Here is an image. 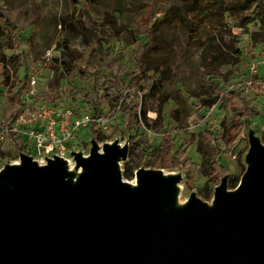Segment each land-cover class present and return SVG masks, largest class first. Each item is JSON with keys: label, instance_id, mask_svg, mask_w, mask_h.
<instances>
[{"label": "rangeland", "instance_id": "rangeland-1", "mask_svg": "<svg viewBox=\"0 0 264 264\" xmlns=\"http://www.w3.org/2000/svg\"><path fill=\"white\" fill-rule=\"evenodd\" d=\"M253 1L0 0V115L17 108L9 101L11 88L1 83L4 76L8 73L11 80L20 81L29 68V75L36 77L40 101H59L76 114L93 113V103L98 102L107 125L101 136H95L99 142L116 136L130 138L128 159L122 165L125 179H132L139 166L179 169L183 197L195 190L209 200L225 172L231 171L238 183L245 168L246 129L252 126L260 135L264 120V90H254L250 83L256 75L258 84L264 85V14L250 21L254 16L247 9ZM228 11L241 16L243 23L233 26ZM221 21L224 24L218 25ZM152 26L154 47L147 51L144 73L156 67L159 86L154 95H147L137 90L138 61ZM211 41L224 50L220 61L225 63L212 79L223 90L213 105L201 108L197 106L200 94L210 88L201 66V43L205 46ZM233 41H239L237 56L232 53ZM107 47L108 52L104 51ZM129 79L132 105H137L132 117L136 114L140 121L144 112L148 120L140 121L139 129L126 131L124 126L131 125H125L128 109L118 94L129 95ZM246 120L249 125L239 124ZM233 125L237 136L221 154L220 136ZM91 131L90 127L81 130L78 148L87 151ZM214 143L221 148V155L215 156L225 167L217 180L195 166L206 162ZM20 146L34 154L31 147ZM4 149L0 166L4 160L17 158L12 144Z\"/></svg>", "mask_w": 264, "mask_h": 264}, {"label": "water", "instance_id": "water-1", "mask_svg": "<svg viewBox=\"0 0 264 264\" xmlns=\"http://www.w3.org/2000/svg\"><path fill=\"white\" fill-rule=\"evenodd\" d=\"M238 183L183 197V172L139 166L130 138L44 162L22 150L0 166V264H264V141L252 126Z\"/></svg>", "mask_w": 264, "mask_h": 264}, {"label": "trees", "instance_id": "trees-1", "mask_svg": "<svg viewBox=\"0 0 264 264\" xmlns=\"http://www.w3.org/2000/svg\"><path fill=\"white\" fill-rule=\"evenodd\" d=\"M87 1H89V0H87ZM247 10H248V12H250V14H252L254 16L253 18L250 19V21L255 22L256 19L258 18L259 14H264V0L253 1ZM225 14H226V11L224 12V15ZM227 16L228 17L231 16V19L233 18L232 19L233 20V26H238V25H241L243 23L242 17L239 15H236L234 12L228 11ZM235 20H238V21L234 22ZM223 24H224L223 21L218 23V25H223ZM216 28L217 27H214V29H216ZM154 30H155V27L152 26L151 29L147 32L148 34L145 35L146 36L145 43L142 44V47H144L145 50H143L142 55H141V59L138 61L139 62L138 72L140 73V79H139L140 81L138 83L137 90L139 92L146 93L147 95H154L157 87L159 86L158 85L159 83H157L156 76H155L156 71H157L156 67L149 68L150 73H147V74L144 73L145 65L147 62V59H146L147 51L149 48L154 47L152 39H151V34H152V32H154ZM211 39H213V36H211ZM236 42H239V41H233L232 42V44L234 46L232 53H234L237 56L238 54L241 53V50L239 49V45H236ZM201 44L204 47V51L202 53V59H201V66L203 67L204 74L207 76V78H209L208 82H209L210 88L208 90H206L205 92H202V94H200V102L197 104V106L201 107V108H208L211 105H213V103L219 97V95L221 94V92L223 90V87H221V85H219V84H216L212 79L216 78L217 74H219L218 72H219L220 65L225 63V61H220V59L222 57V53L224 52V50L222 49V46L218 42L211 41V43H209L205 46H204V43H201ZM226 46L228 47V49L231 47V45H226ZM109 50L110 49L108 47L104 49V51H107V52ZM86 63L88 64V62H86ZM102 67H105V65L101 66V68H100L101 70H102ZM29 73H31V70L29 68H26L25 75L22 77V79L20 81L19 80L15 81L14 79L11 80L9 74L6 73V75L4 76V78L1 82L5 87L11 88L12 96L10 97L9 101L12 104H15L16 106H19L21 101H22L23 90L26 86V83H27V80L29 77ZM250 83H251V88H253L254 90H261V89L264 90V85L258 84L256 75L251 78ZM130 86H133V85L131 84V81L129 79L128 85L126 87L127 93H129V95L123 96L122 93L118 94L121 101L124 102L125 108L128 109L127 112L129 114V118L125 121V125H129V124H131V125L129 127L124 126V129L126 131H128L134 127L136 129H139L141 127V122L145 123L148 120L146 118L144 112L142 113V117L140 120L141 122L136 118V114H135V116H133L134 118L132 117L133 114L131 112L136 111L133 109V107L136 108L137 105H135V106L132 105V100H134L133 99L134 95H133V97L131 96V98H130V93H131L130 92L131 90L129 89ZM126 97L129 98V101L127 99H125ZM92 100H94V99H92ZM45 102H48V101H45ZM193 104L195 106V103H193ZM92 109L94 111L93 112L94 115L100 114L98 102L94 101ZM239 124H241V126H243L244 124L249 125V122H248V120H246L243 123H242V121H240ZM235 127H236V125L230 126L223 134H221V136H220V140L222 142L221 145L224 148L222 153H221V148L219 146L215 145V143H214L211 146L212 151H213V153H212L213 155L211 154L209 157H207L208 159L206 160L205 163H200V164L198 163L197 165H195L197 168H199V170L202 171L204 176H207V177L212 176V178L214 180H217V178L222 173L225 172L224 165L219 163L217 156H215V155L220 156L221 154H224V152H227L230 144L234 141L235 137L237 136L236 135L237 133L235 131ZM91 129H92L91 132H92L93 136H97V137L101 136V130L99 128H95L92 126ZM208 134L210 135V137H213L211 131H210V133L208 132ZM214 139H216V138L214 137ZM14 146H15L16 152L19 150H22V148L18 142H15ZM182 164H184V162L179 163V167H182ZM128 171L129 170L126 169L125 173L128 174ZM235 180H236L235 177H230L228 180V184H230L231 187H234L236 185Z\"/></svg>", "mask_w": 264, "mask_h": 264}, {"label": "built area", "instance_id": "built-area-1", "mask_svg": "<svg viewBox=\"0 0 264 264\" xmlns=\"http://www.w3.org/2000/svg\"><path fill=\"white\" fill-rule=\"evenodd\" d=\"M16 107L12 113L0 115V153L6 152L5 145L14 146L18 142L25 148L31 147L32 155L43 162L45 157L53 154L69 157L71 148L79 147L82 129L92 126L100 130L107 128L106 119L101 114H76L60 106L59 101H40L34 75H29L22 101ZM259 131L264 141V120Z\"/></svg>", "mask_w": 264, "mask_h": 264}, {"label": "crops", "instance_id": "crops-1", "mask_svg": "<svg viewBox=\"0 0 264 264\" xmlns=\"http://www.w3.org/2000/svg\"><path fill=\"white\" fill-rule=\"evenodd\" d=\"M15 105V104H14Z\"/></svg>", "mask_w": 264, "mask_h": 264}]
</instances>
